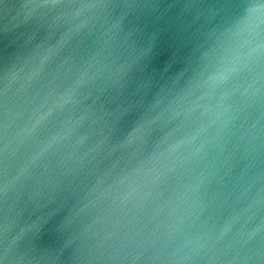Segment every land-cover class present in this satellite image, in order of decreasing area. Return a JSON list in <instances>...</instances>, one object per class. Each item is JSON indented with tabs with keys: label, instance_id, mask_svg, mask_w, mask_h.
<instances>
[{
	"label": "water",
	"instance_id": "1",
	"mask_svg": "<svg viewBox=\"0 0 264 264\" xmlns=\"http://www.w3.org/2000/svg\"><path fill=\"white\" fill-rule=\"evenodd\" d=\"M243 2L0 0V264H264V61L233 65L229 33ZM228 68L185 160L187 117Z\"/></svg>",
	"mask_w": 264,
	"mask_h": 264
},
{
	"label": "clouds",
	"instance_id": "2",
	"mask_svg": "<svg viewBox=\"0 0 264 264\" xmlns=\"http://www.w3.org/2000/svg\"><path fill=\"white\" fill-rule=\"evenodd\" d=\"M229 33L232 40V64L245 66L253 62L264 61V0H245L238 7ZM234 68L221 71L214 80L215 92L209 97V103L203 111L193 109L182 135L175 148L178 153H186L184 159L195 157L203 148L212 125L224 114L223 102L227 99L226 89ZM214 101V102H213ZM178 179H185L177 172ZM199 178L189 176L177 189L178 206L186 220H194L198 212L196 193Z\"/></svg>",
	"mask_w": 264,
	"mask_h": 264
}]
</instances>
